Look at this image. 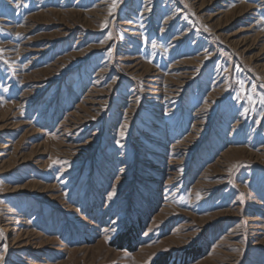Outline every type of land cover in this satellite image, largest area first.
<instances>
[{"label": "rangeland", "instance_id": "rangeland-1", "mask_svg": "<svg viewBox=\"0 0 264 264\" xmlns=\"http://www.w3.org/2000/svg\"><path fill=\"white\" fill-rule=\"evenodd\" d=\"M261 101L264 0H0V264H264Z\"/></svg>", "mask_w": 264, "mask_h": 264}, {"label": "snow or ice", "instance_id": "snow-or-ice-1", "mask_svg": "<svg viewBox=\"0 0 264 264\" xmlns=\"http://www.w3.org/2000/svg\"><path fill=\"white\" fill-rule=\"evenodd\" d=\"M261 103H264V101H261ZM114 194V193H113ZM109 199H111V196L109 197ZM0 259H2V257H0Z\"/></svg>", "mask_w": 264, "mask_h": 264}]
</instances>
